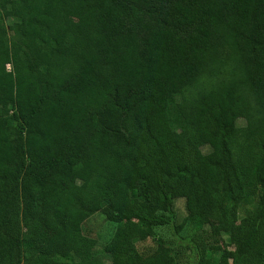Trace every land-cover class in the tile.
Listing matches in <instances>:
<instances>
[{
  "label": "trees",
  "instance_id": "obj_1",
  "mask_svg": "<svg viewBox=\"0 0 264 264\" xmlns=\"http://www.w3.org/2000/svg\"><path fill=\"white\" fill-rule=\"evenodd\" d=\"M98 212L110 264H264V0H0V264H105Z\"/></svg>",
  "mask_w": 264,
  "mask_h": 264
},
{
  "label": "rangeland",
  "instance_id": "obj_2",
  "mask_svg": "<svg viewBox=\"0 0 264 264\" xmlns=\"http://www.w3.org/2000/svg\"><path fill=\"white\" fill-rule=\"evenodd\" d=\"M75 24V22H72ZM8 68L10 65L7 66ZM190 202V199L186 196V190L184 189L181 191L180 195L175 198V223L179 224L183 221L184 217L187 214V203ZM249 208V201L243 202L239 207V215L244 216L245 212ZM116 227L115 223L109 222L104 218L102 214L94 213L93 215L89 216L82 222V230L83 233L95 238L97 240V250H98V257L105 263L110 264L111 258L108 253L103 252L104 244L109 240L111 237L114 229ZM215 224L212 222H208L204 225V229L206 230V242L210 247L213 245H224L230 249L234 248V239L230 236L228 232H222L219 236H211L210 231L215 229ZM176 234L174 230L169 226H158L153 228V233L145 240H136L134 242L137 250L140 253H150L153 252L157 246L158 239H166L171 240L176 243H180L176 239ZM176 239V240H175ZM179 247V246H177ZM177 247L173 250L176 251ZM180 249V247H179ZM176 257V264H188L192 262L191 258L185 256V254L175 255ZM215 257V254H214Z\"/></svg>",
  "mask_w": 264,
  "mask_h": 264
}]
</instances>
